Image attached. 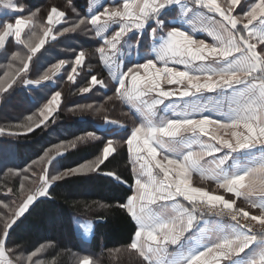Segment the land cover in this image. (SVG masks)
Returning <instances> with one entry per match:
<instances>
[{
	"label": "snow or ice",
	"instance_id": "snow-or-ice-1",
	"mask_svg": "<svg viewBox=\"0 0 264 264\" xmlns=\"http://www.w3.org/2000/svg\"><path fill=\"white\" fill-rule=\"evenodd\" d=\"M0 4L17 13L25 10L13 0H0ZM238 5L241 0H224L223 4L218 0H191V6L184 0H112L102 6L103 11L97 10L62 30L56 26L67 22L66 13L51 7L45 22L39 24L40 37L33 31L38 26L35 18L39 10L27 17L18 15L14 23L0 24V50L7 51L10 37L28 49L26 57L19 52L12 56L13 63L0 78V94L7 93L18 80L36 86L54 80L65 60L52 64L38 79L26 78L29 65L35 64L33 57L49 39L55 41L87 24L101 38L103 43L96 51L116 84L115 96L141 118L125 141L134 184L130 186L132 194L119 207L135 222L127 250L134 252L142 264H264V0H245L246 10L242 8V15H233ZM177 8L179 17L166 22ZM201 10L212 15L206 16ZM194 17L206 18L210 24L197 27ZM113 25L118 27L109 33ZM25 28L30 32L26 39L22 38ZM146 28H150L153 56L141 63L137 52L136 62L122 70V50L128 45L125 38L133 33L139 45ZM197 31L206 32L213 42L196 38ZM85 56V51L75 56L67 75L69 81H75L73 74H79L78 66ZM90 84L106 86L95 75ZM89 91L90 87L80 89L81 93ZM61 95L60 91L51 95L40 109L39 119L29 115L28 123L15 126L18 130L0 127V135H21L47 126L61 104ZM88 139L99 137L88 132L68 144L57 145L54 155L49 149L39 162L44 165L40 174L33 172L35 190L25 194L21 182L18 205L0 201V208L6 210L0 211V264H14L9 258L11 249L6 247L10 229L34 202L50 195L52 184L96 172L116 150L109 139L96 159L55 174L49 172L47 165L62 150ZM193 174H199L202 181L214 182L217 189L231 193L235 199L194 186ZM7 192L14 189L7 188ZM237 199L246 201L251 210L238 207ZM207 216L228 217L230 223L222 219L213 222ZM197 233L207 239L202 240ZM48 246L31 251L26 264H44L34 258ZM22 258L23 254L16 257ZM79 264L95 262L86 254Z\"/></svg>",
	"mask_w": 264,
	"mask_h": 264
},
{
	"label": "trees",
	"instance_id": "trees-1",
	"mask_svg": "<svg viewBox=\"0 0 264 264\" xmlns=\"http://www.w3.org/2000/svg\"><path fill=\"white\" fill-rule=\"evenodd\" d=\"M15 1L24 6V12L12 17H0V24L13 23L18 15L27 17L39 10L35 18L38 26L33 29L37 37L42 35L39 24L45 22L51 7H57L66 13L67 22L57 27L59 30L89 17V0ZM242 8L246 10L245 0L238 6L236 13L242 14ZM90 29V24L82 25L75 32L58 36L56 41L50 42L33 59L35 64H31L26 73L32 78H39L59 60L67 62L68 66L56 86L45 85L28 90L18 80L7 93L0 94V127L13 130H18L15 128L18 124L28 123L26 117L29 115L39 119L40 109L55 91L62 94L59 113L55 119L47 122V126L41 125L34 131L21 135H0V201L12 207L20 202L21 182L25 185V194L37 187L32 183L36 179L33 172L40 174L44 165L39 162L49 149H52L51 154L54 155L57 145L68 144L77 137L86 136L88 132L99 137L78 142L75 148L62 150V154L47 165L51 174L96 159L102 154L109 139L116 149L96 172L70 176L52 184L49 188L50 195L39 198L17 219L6 241V247L11 249L9 258L14 264H26V256L40 245H50L34 258L41 259L44 264H79L80 258L86 254L93 258L95 264H142L134 252L127 250L136 228L135 222L126 210L119 207L132 194L130 186L134 184V175L125 141L131 130L138 126L140 118L128 104L116 98V84L109 81L96 51L103 42ZM148 30L141 38L143 51L149 49ZM29 35L30 32L25 35V39ZM6 49L7 51L0 53V78L8 70L9 63H13L12 56L15 53L19 52L25 57L28 55L12 37L7 41ZM80 51L86 53V65L76 81H69L67 75L71 73L75 56ZM14 63L19 65V61ZM93 75L104 79L108 84L107 90L95 87L87 93H81V88L90 87ZM86 105L92 107H80ZM108 121L119 122L126 128L112 127L107 124ZM25 169L29 171L25 173ZM25 175L29 177L28 180L23 179ZM116 176L120 179L117 180ZM7 188H13L14 192L8 193ZM0 211L6 210L0 208ZM76 218L93 222L94 233L91 240H85L78 232ZM116 249L120 251L116 252ZM21 254L23 258L17 260L16 257Z\"/></svg>",
	"mask_w": 264,
	"mask_h": 264
},
{
	"label": "crops",
	"instance_id": "crops-1",
	"mask_svg": "<svg viewBox=\"0 0 264 264\" xmlns=\"http://www.w3.org/2000/svg\"><path fill=\"white\" fill-rule=\"evenodd\" d=\"M90 1L91 0H89V6H88V14H89V8H90ZM104 0H101L100 1V3L102 2L103 4L100 6V7H98L97 9H96V11L97 10H99V11H103V5H105V4H111V0H106V1H104ZM242 1H244V0H241V2ZM13 2H14V0H13ZM117 3H120L121 2V0H117L116 1ZM184 2L185 3H187V4H189L190 6H191V0H184ZM218 2H220L221 4H222V1L221 0H218ZM15 3V2H14ZM2 8H4L3 7V4H0V10L2 9ZM59 9V8H58ZM13 9H8V11H12ZM59 10H61V9H59ZM61 11H64V10H61ZM65 12V11H64ZM176 12H179V9L177 8V11ZM176 12H174V13H172V15L170 16V17H168L167 18V20H170V19H173L172 17H173V15L176 13ZM234 13V12H233ZM14 14H17V12H15V10H14ZM208 14V13H207ZM238 14H240V13H238ZM5 15H9V13H0V17H2V16H5ZM237 15V14H236ZM242 15V14H241ZM206 16H208V15H206ZM89 17H90V14H89ZM201 18L202 17H199V19H196L195 21H196V26L197 27H199V25L201 24ZM217 19H219L218 17H217ZM14 23V22H13ZM64 24V23H63ZM63 24H61V25H63ZM205 25L206 24H209V23H204ZM61 25H57L56 27H59V26H61ZM154 26V25H153ZM118 26H116V25H113V27L112 28H110L109 29V33H111L112 31H114L116 28H117ZM149 28H146L145 29V31H144V33L148 30ZM148 31H150V29L148 30ZM29 32V29L28 28H25V30H24V32L22 33V38H24L25 39V35L27 34ZM150 33V32H149ZM144 35V34H143ZM130 36V37H129ZM129 36H128V40L130 41V43L132 44V45H135V47L137 46V51H135L134 49H133V51H132V58H131V60H129V64H127V62H124V60H123V64H122V70H125L126 71V69H127V67H129V66H131V64L132 63H135L136 62V59H137V52H143L142 51V47H143V45H142V40L140 39V41H139V45H137V41H136V36L133 34V33H130L129 34ZM143 37V36H142ZM11 38V37H10ZM9 38V39H10ZM13 38V41L15 42V38L14 37H12ZM196 38H198V39H203V33L202 34H199V35H197V37ZM8 39V40H9ZM35 40H36V42H38V39H36V38H34ZM57 39H58V37H57ZM56 39V40H57ZM101 39V38H100ZM7 40V41H8ZM55 40V41H56ZM7 41H6V43H7ZM50 42H54V41H51L50 39H49V41L48 42H46V44H45V46L43 47V48H41V50L38 52V53H36V55L33 57V59L36 57V56H38L43 50H44V48L50 43ZM206 42H208V43H212L213 41H212V38L210 37L208 40H206ZM16 43V42H15ZM17 45H19L20 47H22L23 49H24V51H25V53H27L28 54V49L24 46V45H22V44H18V43H16ZM2 51L3 50H0V53H2ZM144 53V52H143ZM124 55V54H123ZM123 59H124V56L122 57ZM149 58H151V57H149ZM101 60V59H100ZM139 62H144V60H139ZM101 63H102V67H103V69H104V71L108 74V76H109V78H110V82L111 83H114L115 84V82H114V80H113V78H112V75H110V73H109V69L105 66V64L101 61ZM131 63V64H130ZM85 65H86V56H85V60H84V62H83V64L82 65H80V66H78V75L77 74H73V75H75L76 76V79H78V77L80 76V72H81V69L82 68H84L85 67ZM30 66H31V64L29 65V69H30ZM67 66H68V64H67V62H66V64H65V66H64V68H62L61 69V71H60V73H58L57 74V76L56 77H54V80L53 81H48V82H43L41 85H39V86H36V85H24V87L26 88V89H28V90H34V89H38V88H40V87H42V86H45V85H51V86H56V84H57V82H58V80L62 77V75H63V73H64V70L67 68ZM113 71L116 73V74H119V70H116L115 68L113 69ZM97 77V79L98 80H102V81H104V79H101V78H98V76H96ZM26 78H28V79H38V78H32L30 75H26ZM76 79H75V81H76ZM104 85H106V86H101V85H99V84H97V85H95V86H91L90 85V91L91 90H93L95 87H99V88H101V89H104V90H107V87H108V84L107 83H105V81H104ZM61 104H62V98H61ZM61 104H60V106H61ZM60 106H59V108H58V110L53 114V117H50V119L49 120H51V119H55V116H56V114H58L59 113V110H60ZM130 106V105H129ZM131 107V106H130ZM162 108H163V105L161 106ZM133 109V111L135 112V109L134 108H132ZM137 114V113H136ZM162 114V113H161ZM168 114H171V112L169 111V113ZM138 115V117L140 118V116H139V114H137ZM141 119V118H140ZM112 121H108L107 122V124L108 125H110V126H112V127H119V128H121V129H125L126 127L123 125V124H121V123H119V122H116V121H114L115 123H111ZM106 124V125H107ZM116 152V150L110 155V156H112L114 153ZM109 156V157H110ZM192 182H193V185L194 186H204V187H206V188H209L210 190H212V191H214V192H216V194H222V195H224L225 196V198L227 199V198H233V199H235V197H232V194L231 193H224L223 192V190H219V189H217L216 188V185H215V183L214 182H211V181H202L201 180V178H200V176H199V174H193V177H192ZM183 203H187V202H183ZM237 206L238 207H242V208H245V209H247V210H251V209H249V205H248V203L246 202V201H244L243 199H237ZM252 211H255V210H252ZM206 219H208V220H210V221H213V222H215L217 219H220V218H213V217H206ZM223 220V219H222ZM88 222L85 224V228H84V230L81 232V234H82V236L84 237V239L85 240H87V241H89V240H91V238H92V235H93V233H94V225H93V222L92 221H90V220H87ZM223 222H225V223H230V222H227V221H225V220H223ZM91 226H92V231H91ZM197 236L198 237H200L202 240H205V239H207V236L206 235H204V236H201V234L200 233H197ZM193 245H195V243H196V240H193L192 242H191Z\"/></svg>",
	"mask_w": 264,
	"mask_h": 264
},
{
	"label": "rangeland",
	"instance_id": "rangeland-1",
	"mask_svg": "<svg viewBox=\"0 0 264 264\" xmlns=\"http://www.w3.org/2000/svg\"><path fill=\"white\" fill-rule=\"evenodd\" d=\"M100 1L101 0H91L90 1V8H89V14L91 15L93 12H96V9L98 8V7H100L103 3L101 2L100 3ZM104 1H106V0H104ZM103 1V2H104ZM112 1V0H111ZM117 1V0H116ZM222 1V4H223V2H224V0H221ZM14 2L16 3V1L14 0ZM239 6V5H238ZM238 6L236 7V9L234 10V13H233V15H236L237 13H236V11H237V9H238ZM201 11H203V12H205V14L206 15H208V16H210V15H212V14H210V13H206V10H201ZM0 13H9V15H8V17H12L13 15H15L14 14V10H12V11H8V9H6V8H2L1 10H0ZM179 17V12H176L174 15H173V19H175V18H178ZM194 19L196 20V19H199V17H194ZM165 20H166V22L168 21L167 20V18H165ZM201 23H209L210 24V21H208L206 18H201ZM207 25V24H206ZM155 26V25H154ZM203 33V39H205V40H208L209 38H210V36H208L207 35V33L206 32H204V31H197L196 33H195V35H196V37H197V35H199V34H202ZM130 34V33H129ZM150 34V33H149ZM129 36V35H128ZM130 37V36H129ZM127 41H128V45L127 46H125V48L122 50V57L124 56V62H127V64H129V60H131V58H132V51H133V49L135 50V51H137V46L135 47V45H132L131 43H130V41L128 40V37H126L125 38ZM149 41H150V44H149V49H148V51H143V52H138L139 53V58H140V60L142 59V60H144L145 58H149V57H152L153 56V53H152V48H153V40H152V38H151V36L149 35ZM129 53H131L130 55H129ZM124 54V55H123ZM131 64V63H130ZM181 67V70H182V66H180ZM165 87H167V86H165ZM209 95H214V94H209ZM165 103H168V101H166ZM162 106V105H161ZM160 106V107H161ZM162 108V107H161ZM164 113H162V115H163ZM168 115H170V114H168ZM207 217H213V218H220V217H214V216H207ZM220 219H223V218H220ZM223 220H225V219H223ZM225 221H227V220H225ZM88 221L87 220H81V219H79V218H76V227L78 228V232L81 234V232L84 230V228H85V224L87 223ZM227 222H230V221H227ZM91 231H92V226H91ZM82 235V234H81Z\"/></svg>",
	"mask_w": 264,
	"mask_h": 264
},
{
	"label": "built area",
	"instance_id": "built-area-1",
	"mask_svg": "<svg viewBox=\"0 0 264 264\" xmlns=\"http://www.w3.org/2000/svg\"><path fill=\"white\" fill-rule=\"evenodd\" d=\"M215 217V216H214ZM223 219L227 220V221H230L228 217H223Z\"/></svg>",
	"mask_w": 264,
	"mask_h": 264
}]
</instances>
